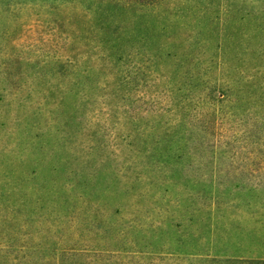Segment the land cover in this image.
<instances>
[{
  "label": "rangeland",
  "instance_id": "374dc122",
  "mask_svg": "<svg viewBox=\"0 0 264 264\" xmlns=\"http://www.w3.org/2000/svg\"><path fill=\"white\" fill-rule=\"evenodd\" d=\"M230 258H264V0H0V264Z\"/></svg>",
  "mask_w": 264,
  "mask_h": 264
},
{
  "label": "trees",
  "instance_id": "16d2710c",
  "mask_svg": "<svg viewBox=\"0 0 264 264\" xmlns=\"http://www.w3.org/2000/svg\"><path fill=\"white\" fill-rule=\"evenodd\" d=\"M212 261L219 263H228V264H264V258H250V259H235V258H230V259H225V260H220L216 261V259H212ZM219 262V263H218Z\"/></svg>",
  "mask_w": 264,
  "mask_h": 264
}]
</instances>
